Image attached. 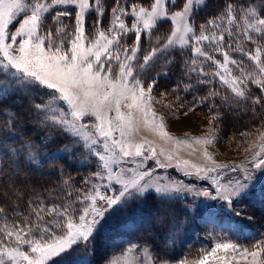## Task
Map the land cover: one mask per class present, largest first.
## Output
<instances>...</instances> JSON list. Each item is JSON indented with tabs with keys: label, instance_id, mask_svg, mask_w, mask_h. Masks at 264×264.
<instances>
[{
	"label": "snow or ice",
	"instance_id": "6c2138e0",
	"mask_svg": "<svg viewBox=\"0 0 264 264\" xmlns=\"http://www.w3.org/2000/svg\"><path fill=\"white\" fill-rule=\"evenodd\" d=\"M179 6L180 0H154L150 8L133 4L130 12L123 6H115L111 9L110 26L104 29L102 18L106 10L101 0H95L94 4L92 0L29 3L0 0V69L3 70L0 71V109L11 107L8 100L13 104L19 100L27 111H35L42 117L41 123L70 134L76 142L83 141V147L99 162L98 170L84 181L86 186L91 183V187L78 189L80 194L75 200L46 206L37 198L28 205L29 214L22 216L18 224L0 226V264H83L79 255L73 256L81 244L86 249L98 234L116 223L117 217L121 223L125 222L129 209L133 213L139 211V203L133 206V202L142 203L150 191L156 194L154 202L159 201V206L153 210L159 223H171L168 209L173 199L182 193L223 201L222 207L228 212L248 195L246 182L253 178L249 169L244 164H217L207 147L216 142L215 133L220 131L218 121L222 117L215 99L219 97L222 104L230 99L220 95L214 80L218 79L230 90L231 99L237 105L251 104L254 113L256 106L264 110V95L249 88L251 84L264 93V43H258L264 42V8L259 13L254 7L237 12L233 4L228 3L221 12L201 24L197 32L194 19L199 11L208 7V0H184L180 11H171ZM93 13L97 19L89 27L88 17ZM20 16L23 19L12 31ZM49 17L51 24L46 23ZM66 18L70 23L65 22ZM126 18H134L131 26ZM224 21L226 23H221ZM166 22L172 25L171 34L157 36L151 49L144 51L143 34L151 36ZM129 34L134 35L131 46L123 42ZM248 42L256 45L254 52L247 48ZM205 46H210V50ZM177 47L190 48L192 52L181 69L187 79L160 95L164 99L174 96L165 105L173 115L186 116L194 114L199 107H207L210 120L208 134L204 136L173 137L167 130L165 117L158 115L154 107L161 103L153 96L158 77L169 74L167 66L173 63L170 50ZM232 52L239 53L241 59L234 58ZM243 57L253 63V70L245 69ZM206 62H210L208 68L204 66ZM157 64L161 71L145 80V74ZM233 67L239 75L234 74ZM206 85L211 87L203 95H193L190 101L180 95L181 92H198L199 86ZM33 94L47 99L37 103ZM5 114L10 126L17 127L14 117L19 114L18 110ZM86 119L88 123L84 122ZM141 129L174 147L182 145L193 151L197 146L202 148L203 165H189L184 161L183 168L179 163L175 167L186 176L211 179L215 195L208 189H198L182 181L153 182V172L146 167L147 162L154 160L157 167H172L173 156L163 149L158 153L146 137L136 139ZM256 131L258 143L248 163L254 169L264 170V120ZM240 135L247 138L253 134ZM161 155L169 163H162ZM9 160L14 162L13 157ZM128 164L134 167L124 166ZM229 167L233 171L241 170L245 182L230 180L227 185L221 184L218 170ZM9 171L11 174H6L0 167V182L6 180L14 184V176L18 178V175ZM212 173L217 175L212 176ZM13 184H9L8 189H13L14 196ZM4 195H8L7 190ZM191 210L185 208V215ZM4 212L0 207V213ZM195 212L200 214L201 209L196 208ZM235 214L239 217L241 212L235 210ZM210 260L217 264H241V261L264 264V239L251 248L220 242L200 259L181 261V264H210ZM112 264H121V261L114 260ZM145 264H151V259Z\"/></svg>",
	"mask_w": 264,
	"mask_h": 264
},
{
	"label": "rangeland",
	"instance_id": "374dc122",
	"mask_svg": "<svg viewBox=\"0 0 264 264\" xmlns=\"http://www.w3.org/2000/svg\"><path fill=\"white\" fill-rule=\"evenodd\" d=\"M25 2H34V0H25ZM183 2L184 0H180V6L171 8V11H180ZM92 3L94 4L95 0H92ZM101 3L106 10L102 18V27L107 29L112 19L111 9L113 7L123 6L130 12L133 4L150 8L154 0H116L115 3L114 0H101ZM228 3H232L237 12L244 8L254 7L259 13L264 8V0H208V7L199 11L194 19L197 32H199L201 24H205L208 19L221 12ZM22 19L23 16L17 18L16 23L11 27L12 31H15V27ZM96 19L95 13L88 17L89 27ZM133 19L126 18V23L131 26ZM51 22V17H49L46 23L51 24ZM65 22L70 23L67 18ZM221 23H226V21ZM171 28V23L166 22L161 24L151 36L144 33L142 49L144 51L150 50L155 43V38L170 35ZM133 39L134 35L129 34L123 42L131 46ZM205 47L210 50V46ZM255 47V44L247 43V48L253 52ZM170 51L173 53V63L167 66L169 72L167 76L170 81L163 80L167 76L158 77V86L155 88L153 96L155 100L161 101V103L155 104L154 107L158 115L165 117L167 130L173 137L184 139L204 136L208 134L210 120L207 107H199L194 114L189 113L186 116L183 113L173 115V112L165 105L169 104L174 96L169 95L167 99H164L160 95L166 90L170 92L178 83L187 79L183 77L181 69L184 66L183 62L192 57L191 49L181 50L177 47ZM231 55L236 59H241L239 53L232 52ZM142 58L143 52L139 56L140 60ZM218 58L222 60V57L218 56ZM243 60L245 61V69L253 70V63L247 57H243ZM209 64L210 62H206L205 68H208ZM0 71L3 70L0 69ZM158 71H161L160 64L155 65L152 71L145 74L144 79L150 80V77L156 76ZM233 72L239 75V71L235 67H233ZM213 84L220 91L221 96H229L230 99L227 104H222L219 97L215 99V104L222 118L218 121L220 131L215 133L216 142L208 146L207 151L212 154V158L217 164H244L249 169L253 178L246 182L249 186L248 195L233 205V211L228 212L222 207L223 201H212L192 193H182L173 199L172 207L168 209V218L171 223H159L153 211L154 207L159 206V201L156 199L154 202L156 194L154 191H150L142 203L133 202V206L139 203V211L133 213L132 209H129V215L125 222L121 223L117 217L116 223L107 231L98 234L86 249L81 244L73 256L79 255L83 264H91L93 258L96 260L95 264H112L114 260H120L121 264H145L149 258L151 264H181V261L192 262L200 259L205 252L210 251L220 242H230L241 247L251 248L253 244L264 239V170L254 169L248 163V157L258 143L255 138L258 135L256 130L260 128L261 121L264 120V110L260 106H256L254 113L251 104L247 107L243 103L237 105L231 99L230 90L223 86L218 79L214 80ZM199 87L200 91L198 92L192 94L181 92L180 95L185 96L186 100L190 101L193 95H203L211 85ZM249 88L257 94L264 95L254 85L249 84ZM33 95H35V102L37 103L47 99L39 94ZM7 104L11 106L9 109H0V167L4 165L3 157L8 164L4 168L5 173L11 174L9 170H12V172L17 173L18 178L14 176V184L13 181L0 182V205L5 204L2 201L4 198L9 200V208L16 210V207H21V211L17 210L14 215L9 211H5V214L0 213V226L5 223L9 226L18 224L13 222V216H17V212L22 215V212L27 210V216L30 211L28 205L38 192H42L43 202L45 201L46 206H52L51 202L54 199L57 200V205L69 199L75 200L76 196L80 194L78 189L86 190V188L91 187V183L86 186L84 181L98 170L99 163L98 159L91 156L88 150L83 147V141L76 142V138L70 134L58 132L55 128L41 123L42 117L38 116L35 111H27L20 105L19 100H16L15 104L12 100H8ZM17 110L19 114L14 117L17 127L13 128L10 126L8 115L5 113ZM234 117L239 120L237 126L227 124L229 118ZM84 122L88 123L89 120L86 119ZM28 132L30 135H26L25 143H15L23 134ZM241 133H252L253 135L246 138L241 136ZM140 137L151 140L158 153L163 149L165 153H171L173 156L170 161L172 167H157L154 160L147 162L146 167L153 172V182L156 180H159L160 183L182 181L184 184L195 185L198 189H208L215 195L211 179L201 180L195 176H186L180 170L184 167V161H188L189 165H203L205 161L202 148L197 146V150L193 151L191 148L182 145L174 147L171 143H165L143 129L139 131L136 139ZM65 149L67 150L65 151ZM9 157H13L14 162H10ZM159 159L162 163H169L164 155L159 156ZM41 160L45 162L42 163ZM177 163L180 164V168L175 167ZM44 164L42 178L34 179L38 177V174L34 176L32 171L43 167ZM124 166L134 167L131 164ZM188 170L191 171L192 169L189 168ZM218 173V179L223 185H227L230 180L245 182L244 173L239 169L233 171L231 167L223 168L219 169ZM216 175L217 173H212V176ZM34 180H37L38 188ZM65 181L68 183L65 184ZM9 184H13L14 196L12 195L13 189H8ZM6 190L7 196L4 195ZM101 191L104 189L102 188ZM69 194H71L70 197ZM22 203L26 210L22 207ZM208 205H212V207L208 208ZM165 206H167V202ZM185 208L192 209L188 215H185ZM196 208L201 209L200 214L195 212ZM235 210L241 212L239 217L236 216ZM150 214L151 219H149ZM189 216L192 218L189 219ZM135 239H141V241H135ZM152 241L158 245L156 243H154L156 246L153 245ZM160 248L170 249V253L175 252L179 258L166 260L165 257L156 252ZM25 250H27L26 246ZM210 264H217V262L210 260ZM241 264L244 262L241 261Z\"/></svg>",
	"mask_w": 264,
	"mask_h": 264
},
{
	"label": "trees",
	"instance_id": "16d2710c",
	"mask_svg": "<svg viewBox=\"0 0 264 264\" xmlns=\"http://www.w3.org/2000/svg\"><path fill=\"white\" fill-rule=\"evenodd\" d=\"M199 14V13H198ZM163 80H165V81H170V78L167 76L166 78H163ZM238 118L237 117H234V118H229V120L227 121V124H229V125H232V126H237V122H239V120H237ZM24 133V132H23ZM26 135H30L29 134V132L28 133H25V134H23L15 143H25V141H24V139L26 138ZM3 156H6L5 154H2ZM2 160H3V162H4V165H3V168H6L7 166H8V164H7V161L5 160V158H3L2 157ZM41 162L43 163V162H45V161H43V160H41ZM48 164V163H47ZM43 168H45V164L43 165V167H39V168H36L35 170H33L32 172H33V174H34V176L36 175V174H38L37 176V178H34V179H41L42 178V176H43V172H42V169ZM28 170V169H27ZM35 181V184H36V181L37 180H34ZM43 184V183H42ZM6 185V184H5ZM4 185V186H5ZM36 186H37V188H38V186L39 185H37L36 184ZM37 198H39V199H41V200H43V198H42V192H38L37 194H36V196L35 197H33V200L32 201H34V200H36ZM5 204H3V205H0L1 207H3L4 209H5V211H9L12 215H14V212L16 213V211L17 210H19V211H21V207H16V211H13L12 210V208H9V200L7 201L6 199H4L3 198V200H2ZM31 201V202H32ZM56 199H54L52 202H51V204H56L57 205V203H56ZM45 202V201H44ZM22 207H24V209L26 210V208H25V205L23 206V203H22ZM27 211V210H26ZM26 211H24V212H22V215H17V216H13V218H14V220H13V222H17V223H19L20 222V220H21V218H22V216H26ZM28 212V211H27ZM7 213V212H6ZM3 214V213H2ZM4 214H5V212H4ZM123 239V238H122ZM135 241H141V239H135ZM142 241H144V240H142ZM146 242H148L147 240H146ZM152 243H153V245H155L154 243H156L155 241H152ZM157 244V243H156ZM158 245V244H157ZM156 246V245H155ZM171 249H174L173 247H171ZM170 250V249H169ZM167 248H163V249H161L160 248V250H158V251H156L160 256H162V257H165L166 258V260H168V259H170V260H175V259H177V258H179V255H175V252H173V253H170V251H169ZM95 262H96V260L93 258V259H91V264H95Z\"/></svg>",
	"mask_w": 264,
	"mask_h": 264
}]
</instances>
